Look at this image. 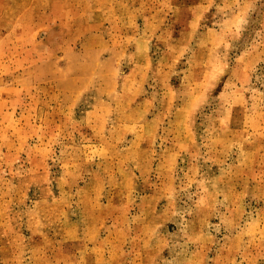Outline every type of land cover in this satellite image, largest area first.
<instances>
[{
	"label": "rangeland",
	"instance_id": "1",
	"mask_svg": "<svg viewBox=\"0 0 264 264\" xmlns=\"http://www.w3.org/2000/svg\"><path fill=\"white\" fill-rule=\"evenodd\" d=\"M0 264H264V0H0Z\"/></svg>",
	"mask_w": 264,
	"mask_h": 264
}]
</instances>
